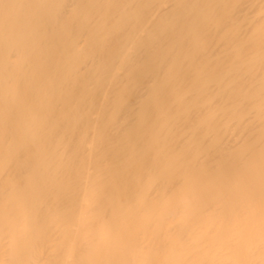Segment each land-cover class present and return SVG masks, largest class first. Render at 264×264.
Returning a JSON list of instances; mask_svg holds the SVG:
<instances>
[{"label": "bare ground", "instance_id": "bare-ground-1", "mask_svg": "<svg viewBox=\"0 0 264 264\" xmlns=\"http://www.w3.org/2000/svg\"><path fill=\"white\" fill-rule=\"evenodd\" d=\"M0 264H264V0H0Z\"/></svg>", "mask_w": 264, "mask_h": 264}]
</instances>
